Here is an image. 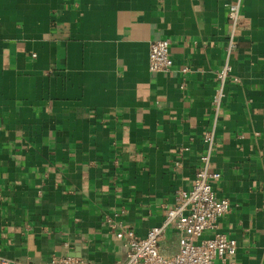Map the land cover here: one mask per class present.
I'll use <instances>...</instances> for the list:
<instances>
[{
	"label": "crops",
	"instance_id": "obj_1",
	"mask_svg": "<svg viewBox=\"0 0 264 264\" xmlns=\"http://www.w3.org/2000/svg\"><path fill=\"white\" fill-rule=\"evenodd\" d=\"M159 39L173 65L154 74ZM226 64L238 80L216 110ZM208 132L212 186L230 202L217 232L236 241L233 264H264V0H0V264L124 260L101 223L159 226ZM160 251H179L174 231Z\"/></svg>",
	"mask_w": 264,
	"mask_h": 264
},
{
	"label": "built area",
	"instance_id": "obj_2",
	"mask_svg": "<svg viewBox=\"0 0 264 264\" xmlns=\"http://www.w3.org/2000/svg\"><path fill=\"white\" fill-rule=\"evenodd\" d=\"M228 19L231 32L226 50L228 55L238 49L237 37L243 26L241 6L229 4ZM173 65L170 56V40L159 39L149 46L148 68L151 73H168ZM188 71L183 69V73ZM233 68L226 64L216 74L218 82L213 105L216 110L226 97L225 88L232 80ZM214 133L204 136L206 150L201 156V166L196 170L189 189H178L175 192L174 205L164 210V218L159 226L151 228L145 236H139L132 228L122 222L116 223L114 218L106 217L101 223L102 228L109 229L114 240L119 242L124 252V260L115 264H233L237 243L225 234L217 232L219 221L230 211V202L219 198L215 193L212 181L218 180L221 174L208 169L211 153L215 149ZM180 167V163H175ZM124 212L118 215L123 216ZM117 216V215H116ZM169 230L178 237L179 251L172 256H165L160 251V243ZM206 232H213L209 238H203ZM50 264H87L82 258L73 256H53Z\"/></svg>",
	"mask_w": 264,
	"mask_h": 264
},
{
	"label": "water",
	"instance_id": "obj_3",
	"mask_svg": "<svg viewBox=\"0 0 264 264\" xmlns=\"http://www.w3.org/2000/svg\"><path fill=\"white\" fill-rule=\"evenodd\" d=\"M74 257H76V256H74ZM78 257V256H77Z\"/></svg>",
	"mask_w": 264,
	"mask_h": 264
}]
</instances>
